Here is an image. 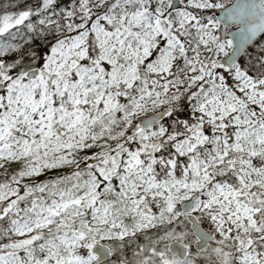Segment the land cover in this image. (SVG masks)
Masks as SVG:
<instances>
[{
    "label": "snow or ice",
    "instance_id": "snow-or-ice-1",
    "mask_svg": "<svg viewBox=\"0 0 264 264\" xmlns=\"http://www.w3.org/2000/svg\"><path fill=\"white\" fill-rule=\"evenodd\" d=\"M0 264H264V0L0 4Z\"/></svg>",
    "mask_w": 264,
    "mask_h": 264
},
{
    "label": "rangeland",
    "instance_id": "rangeland-1",
    "mask_svg": "<svg viewBox=\"0 0 264 264\" xmlns=\"http://www.w3.org/2000/svg\"><path fill=\"white\" fill-rule=\"evenodd\" d=\"M6 3V0H0V4Z\"/></svg>",
    "mask_w": 264,
    "mask_h": 264
},
{
    "label": "trees",
    "instance_id": "trees-1",
    "mask_svg": "<svg viewBox=\"0 0 264 264\" xmlns=\"http://www.w3.org/2000/svg\"><path fill=\"white\" fill-rule=\"evenodd\" d=\"M6 2H7V0H6Z\"/></svg>",
    "mask_w": 264,
    "mask_h": 264
}]
</instances>
